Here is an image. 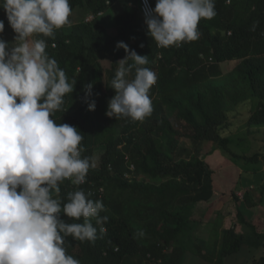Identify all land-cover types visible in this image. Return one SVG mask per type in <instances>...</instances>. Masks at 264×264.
Returning <instances> with one entry per match:
<instances>
[{"label": "trees", "instance_id": "obj_1", "mask_svg": "<svg viewBox=\"0 0 264 264\" xmlns=\"http://www.w3.org/2000/svg\"><path fill=\"white\" fill-rule=\"evenodd\" d=\"M123 1L70 0V5L72 12L79 9L86 15H96ZM136 2L137 5L126 4L114 15L116 34L108 33L95 18L73 23L69 18L70 26L56 30L54 37H44L49 56L57 60L69 81H76L53 119L78 128L84 137L82 156L96 159V147L104 146L86 182L75 186L65 180L57 194L66 202L68 193L83 189L92 193V200H100L105 206L100 213L108 217L102 225L105 231L100 233V225L94 218L91 221L97 227L95 241L65 238L67 253L81 264H145L147 260L154 264H183L191 242L189 235L196 227L192 208L210 200L216 186L204 160L196 156L179 162L173 159V142L180 137L206 140L232 152L229 138L220 131L227 123L228 109L250 98L256 101L251 121L264 125V0H215L216 15L200 20L199 39L168 48L157 47L143 22L139 0ZM150 2L154 8L156 0ZM0 20L9 25L2 7ZM8 29L16 35L10 25ZM119 41L137 54L148 55L146 66L158 77L149 93L152 112L162 108L163 114H151L143 121L105 114L115 94L110 85L117 62L126 56L123 48L116 47ZM101 59L110 61L105 71ZM233 59L238 63L224 74L221 62ZM88 83H92L88 100L95 101V110H89L85 102ZM174 116L184 122L182 128L174 126ZM120 144L123 146L118 149ZM233 155L251 162L264 160V153ZM123 165L124 170L120 168ZM126 173H134L135 178L126 177ZM64 219L68 223L83 222V218ZM241 220L264 243V234L242 217ZM243 243L242 234L224 229L214 254L215 264L238 252ZM169 248L171 254L166 256ZM250 264H264V253Z\"/></svg>", "mask_w": 264, "mask_h": 264}, {"label": "clouds", "instance_id": "obj_2", "mask_svg": "<svg viewBox=\"0 0 264 264\" xmlns=\"http://www.w3.org/2000/svg\"><path fill=\"white\" fill-rule=\"evenodd\" d=\"M0 7L16 33L11 43L0 39V264H81L67 253L65 238L95 241L92 219L103 233L108 217L100 216L105 206L91 192H70L66 202L53 196L65 180L84 184L96 162L82 156L78 128L53 119L76 81L49 56L45 39H32L70 26V0H3ZM215 15V0H156L143 22L157 47L168 48L199 39L200 20ZM116 47L126 56L117 62L105 114L143 121L153 111L149 93L157 74L146 66L148 55L123 41ZM91 90L92 83L85 85V102L95 110ZM65 216L83 222L68 223Z\"/></svg>", "mask_w": 264, "mask_h": 264}, {"label": "rangeland", "instance_id": "obj_3", "mask_svg": "<svg viewBox=\"0 0 264 264\" xmlns=\"http://www.w3.org/2000/svg\"><path fill=\"white\" fill-rule=\"evenodd\" d=\"M126 4L137 5V2L136 0L116 2L114 5L111 4L106 12L96 15H86L81 10L76 9L72 12L70 19L73 23L81 19L89 21L95 18L100 24L105 25L108 33L116 34L114 15L121 12ZM8 28L9 25H5V32L0 36V39H4L11 43L14 41L15 36L10 33ZM211 30L213 33L216 31L215 28ZM222 34L224 33L222 32ZM32 39H44V37L34 36ZM120 59L122 58H119V60ZM101 61L104 71L110 67L109 59H101ZM237 63V59L226 60L221 62L220 67L225 74ZM255 107L256 101L250 98L228 109L227 123L220 133L229 138L230 144L228 147L232 152L223 149V147L211 141L195 140L187 137L178 138L171 146V154L175 161L179 162L180 160L196 156L204 160L206 166L213 172L216 196L211 202H204L192 208L194 216H203L204 222L200 225V229H198L197 232L195 231L199 234V237L204 239L209 231L214 232V236H211V239L208 240L209 242L203 241L201 244L212 243L215 248H218L222 242L223 228L225 227H233L236 234H240L241 232L247 233L250 229L242 223L240 217L238 218L236 216L238 212L241 213L244 218L254 222L255 225L261 226L260 222L264 217V209H255L252 206L260 202V204H264V160L260 158L257 162H251L233 155L236 153L239 155L252 156L254 154L262 155L264 153V125H256L250 119L251 114L255 111ZM154 114H163V109L159 108L157 112H152V117ZM172 121L177 128H182L181 126L184 124V122L176 119L175 116L172 117ZM149 127L147 128L148 130ZM122 146L123 144H120L118 149L122 148ZM102 151H104V146H97L95 149V156H100ZM99 156H96V159L94 157L96 165L99 163ZM124 167L125 165L120 168L124 170ZM133 175L134 173H130L129 177L131 178ZM137 178H139L138 175ZM240 193L244 194L242 195L243 197L239 195ZM246 195H248V200ZM53 196L57 197V194L53 192ZM251 200L253 203H251ZM200 221H202L201 218ZM259 230L264 231L263 228H259ZM195 232L193 231V233L189 235L192 239L191 244L195 242ZM171 251V248L166 249V256H169ZM258 256L259 255H255V257ZM185 257H187V255H185ZM136 260L137 259H133L135 262ZM236 260L237 264L244 262V260L241 261V259ZM142 264H144V262ZM145 264L154 263H150L147 260Z\"/></svg>", "mask_w": 264, "mask_h": 264}, {"label": "crops", "instance_id": "obj_4", "mask_svg": "<svg viewBox=\"0 0 264 264\" xmlns=\"http://www.w3.org/2000/svg\"><path fill=\"white\" fill-rule=\"evenodd\" d=\"M215 196H216V194L214 193L213 197L210 200L201 201V202L197 203L196 205H200L201 203H204V202H211L214 199ZM248 199L249 198H247V200ZM251 203H253L252 200H251ZM260 203H255V205L252 206V207H254L255 209L259 208V209L263 210L264 209V204L262 203L263 204L262 205ZM251 205H253V204H251ZM250 209H253V208H250ZM263 213H264V210H263ZM236 216L238 218L240 217V219L242 217L245 220V222L253 224L256 227V229H257V231L259 233L264 234V231H260L259 230V228H263V230H264V217L262 218V220L260 222L261 226H258V225H255L254 222H251L248 219L244 218L242 216V214L239 213V212L236 214ZM191 218L195 222L194 224H196V227L194 228L193 231L197 232L198 229H200V225L204 222L203 221V216L201 217V215H200V216L196 217L192 213ZM200 218H201L202 221H200ZM242 223H243V221H242ZM243 224L247 228H249L248 224H245V223H243ZM230 228L233 229V227H230ZM224 229H227V227L223 228V230ZM193 231L191 233H193ZM196 232H195V236L193 235L194 237H196V238H194L195 242L194 243L192 242L193 244H191V242L189 243V249H187V251L185 253V255H187V257L189 259L187 257H184V263L185 264H203V263L204 264H215L216 257H214L215 256L214 254L218 251V248H215L212 245V243H205L206 245L205 244H201L203 241L204 242H209L208 240L211 239V236H214V232H210L209 231L207 233V236L204 239H201L199 237V234H197ZM240 234H242L243 237H244V243L241 246V249L238 252L231 253V254L225 256L220 264H237L236 263V261H237L236 259H241V261L244 260V262H241L239 264H250L252 262V259L255 257V255H261V254L264 253V243L259 238L253 236L251 230H249L247 233H244V232L242 233L241 232ZM235 255H237V256H235ZM201 262H203V263H201Z\"/></svg>", "mask_w": 264, "mask_h": 264}, {"label": "built area", "instance_id": "obj_5", "mask_svg": "<svg viewBox=\"0 0 264 264\" xmlns=\"http://www.w3.org/2000/svg\"><path fill=\"white\" fill-rule=\"evenodd\" d=\"M147 5H148V8H146V6H145V0H139V9H140V12H141V15H142L144 21H145V13H146V11L150 10L151 8H153L150 0H147ZM133 168H134L133 165H131L130 169L133 170ZM125 176L129 177V174L126 173ZM99 191L102 192V189H100ZM239 195L241 197H243L242 195H244V194L240 193Z\"/></svg>", "mask_w": 264, "mask_h": 264}]
</instances>
